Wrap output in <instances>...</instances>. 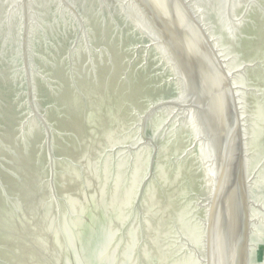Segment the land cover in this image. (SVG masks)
<instances>
[{"label": "water", "instance_id": "water-1", "mask_svg": "<svg viewBox=\"0 0 264 264\" xmlns=\"http://www.w3.org/2000/svg\"><path fill=\"white\" fill-rule=\"evenodd\" d=\"M0 264H264V0H0Z\"/></svg>", "mask_w": 264, "mask_h": 264}]
</instances>
